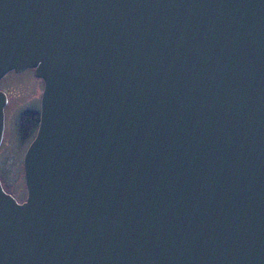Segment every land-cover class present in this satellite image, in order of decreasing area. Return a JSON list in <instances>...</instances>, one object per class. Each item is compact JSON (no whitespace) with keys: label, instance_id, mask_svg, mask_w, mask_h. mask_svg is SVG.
Returning <instances> with one entry per match:
<instances>
[{"label":"water","instance_id":"obj_1","mask_svg":"<svg viewBox=\"0 0 264 264\" xmlns=\"http://www.w3.org/2000/svg\"><path fill=\"white\" fill-rule=\"evenodd\" d=\"M26 69L0 264H264V0H0V80Z\"/></svg>","mask_w":264,"mask_h":264},{"label":"rangeland","instance_id":"obj_2","mask_svg":"<svg viewBox=\"0 0 264 264\" xmlns=\"http://www.w3.org/2000/svg\"><path fill=\"white\" fill-rule=\"evenodd\" d=\"M6 85L13 86L10 90L11 98L6 112L13 111L6 116L4 122V132L0 144V182L6 192H14L16 197L24 195V181L22 170V157L26 151L24 142L19 137L17 124L19 114L27 107L35 108L38 105V91L33 94L34 87L40 85L39 80L30 70H23L21 73L5 74V79L0 83V88ZM33 94V95H32Z\"/></svg>","mask_w":264,"mask_h":264},{"label":"trees","instance_id":"obj_3","mask_svg":"<svg viewBox=\"0 0 264 264\" xmlns=\"http://www.w3.org/2000/svg\"><path fill=\"white\" fill-rule=\"evenodd\" d=\"M38 110L34 109H24L19 114V120L17 124V129L19 131V137L22 142L28 144L33 138L36 132V126L38 122Z\"/></svg>","mask_w":264,"mask_h":264},{"label":"flooded vegetation","instance_id":"obj_4","mask_svg":"<svg viewBox=\"0 0 264 264\" xmlns=\"http://www.w3.org/2000/svg\"><path fill=\"white\" fill-rule=\"evenodd\" d=\"M27 70H30V69H27ZM23 71V70H22ZM30 71H32V73H33V70H30ZM13 72V71H12ZM12 72H10V73H12ZM16 73V72H15ZM19 73H21V72H19ZM7 74V73H6ZM3 79H5V75H3L2 76V79L0 80V83L2 82V80ZM36 80L38 81L39 80V82H40V85H38L37 87H34V89H32L33 90V94L34 93H37V91H38V97H39V99H38V105L35 107V108H37V110H38V114H39V109H40V107H39V102H40V98H41V96H40V94H41V92H42V89H43V82H42V80L40 79V78H37L36 77ZM13 86H11V85H6L5 86V88H0V90H2V91H4L5 92V95H6V98H7V103L4 105V107H3V109H4V119L6 118V116H9V115H11V113L13 112V111H11V113H10V111L9 112H6V109L5 108H7V106H8V104H9V102H10V100H11V98H9V94H10V90H12L13 91ZM32 94V95H33ZM31 107H27V106H25V108L24 109H30ZM35 108H31V109H34L35 110ZM24 109L22 110V111H24ZM38 117V116H37ZM38 119H39V117H38ZM38 123V122H37ZM26 145H28V144H26ZM5 191V190H4ZM24 191H25V186H24ZM6 192V191H5ZM15 199H16V201L17 202H22L23 200H24V198H25V196H26V191L24 192V195L22 196V197H16V195H15V193L14 192H9Z\"/></svg>","mask_w":264,"mask_h":264}]
</instances>
